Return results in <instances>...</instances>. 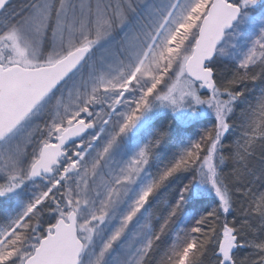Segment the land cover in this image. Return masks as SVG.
Wrapping results in <instances>:
<instances>
[{"label": "snow or ice", "instance_id": "snow-or-ice-1", "mask_svg": "<svg viewBox=\"0 0 264 264\" xmlns=\"http://www.w3.org/2000/svg\"><path fill=\"white\" fill-rule=\"evenodd\" d=\"M257 80L264 0H0V264H264Z\"/></svg>", "mask_w": 264, "mask_h": 264}, {"label": "trees", "instance_id": "trees-1", "mask_svg": "<svg viewBox=\"0 0 264 264\" xmlns=\"http://www.w3.org/2000/svg\"><path fill=\"white\" fill-rule=\"evenodd\" d=\"M230 77V76H228ZM261 84V82L259 80L256 81V83H253V82H247L246 83V86H247V93H246V96H249V95H252L254 94V90L258 87V85ZM249 93V94H248ZM250 103V99L247 98V100L244 101V103L241 105V108H238L237 111H236V114H235V120H236V123L240 120L239 118L241 117L239 111L242 110L243 107H247V105ZM168 118V121H166V119ZM164 120V123H168L170 121V117H165V118H162ZM190 132L191 131H194L193 129H190L189 130ZM241 135V126H235L234 128V131H233V135L231 137V140H235L236 138H238L239 136ZM231 140L229 142H231ZM260 157H261V152H260V149L258 148L257 149V153H256V157L253 161V164L256 168H259L260 167ZM227 171H231V168L227 169ZM231 219V217H229ZM223 219V218H222ZM207 264V262H206Z\"/></svg>", "mask_w": 264, "mask_h": 264}, {"label": "rangeland", "instance_id": "rangeland-1", "mask_svg": "<svg viewBox=\"0 0 264 264\" xmlns=\"http://www.w3.org/2000/svg\"><path fill=\"white\" fill-rule=\"evenodd\" d=\"M13 2L15 4H20V3H23V0H13ZM218 68H219L220 75L223 76V77L231 76V74H232V72L234 70V67H233V65L231 63H223V62L218 65ZM254 83H256V82H254ZM262 90H264V84H259L258 87L254 90V94L247 96L248 99H250V102H252V100L254 98H257ZM243 108H246V107H243ZM239 113L241 115V111H239ZM239 119L240 120L237 123H236V120H235V126H237V125L241 126L240 125L241 117ZM166 121H168V118L166 119ZM165 124L166 123H164L163 119H160V120L157 121V127L163 126ZM244 254H246V253H244Z\"/></svg>", "mask_w": 264, "mask_h": 264}]
</instances>
